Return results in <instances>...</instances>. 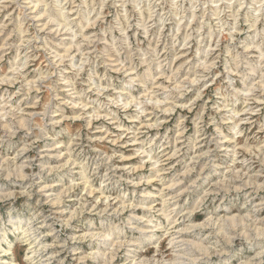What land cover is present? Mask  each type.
Instances as JSON below:
<instances>
[{
	"label": "rangeland",
	"instance_id": "obj_1",
	"mask_svg": "<svg viewBox=\"0 0 264 264\" xmlns=\"http://www.w3.org/2000/svg\"><path fill=\"white\" fill-rule=\"evenodd\" d=\"M3 250L264 264V0H0Z\"/></svg>",
	"mask_w": 264,
	"mask_h": 264
},
{
	"label": "bare ground",
	"instance_id": "obj_2",
	"mask_svg": "<svg viewBox=\"0 0 264 264\" xmlns=\"http://www.w3.org/2000/svg\"><path fill=\"white\" fill-rule=\"evenodd\" d=\"M25 237H26V236H25ZM28 240H29V238H28ZM3 251H4V253H3L2 255H0V257H2V256L5 257V256H7V255L9 254V252H8L7 250H3ZM34 254H35V252H34ZM34 254H33V255H34ZM31 256H32V255H31ZM34 256H35V255H34ZM35 257H36V256H35ZM114 258H115V257H114ZM47 259H48V258H47ZM47 259H46V260H47ZM35 260H36V258H34V261H35ZM39 262H40V261H37L36 264L39 263ZM0 263H2V264H10V262H7V261H0ZM34 263H35V262H34Z\"/></svg>",
	"mask_w": 264,
	"mask_h": 264
}]
</instances>
